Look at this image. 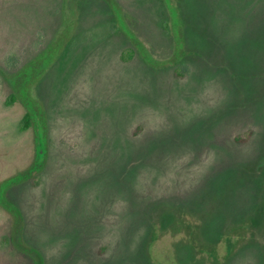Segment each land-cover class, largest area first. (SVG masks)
Wrapping results in <instances>:
<instances>
[{
	"label": "rangeland",
	"instance_id": "374dc122",
	"mask_svg": "<svg viewBox=\"0 0 264 264\" xmlns=\"http://www.w3.org/2000/svg\"><path fill=\"white\" fill-rule=\"evenodd\" d=\"M0 264H264V0H0Z\"/></svg>",
	"mask_w": 264,
	"mask_h": 264
},
{
	"label": "trees",
	"instance_id": "16d2710c",
	"mask_svg": "<svg viewBox=\"0 0 264 264\" xmlns=\"http://www.w3.org/2000/svg\"><path fill=\"white\" fill-rule=\"evenodd\" d=\"M129 56H131V54L129 53ZM14 100V96L10 95L8 97V103ZM30 124V114L29 112H25V114L23 115L21 122H20V129L24 130L26 129Z\"/></svg>",
	"mask_w": 264,
	"mask_h": 264
}]
</instances>
